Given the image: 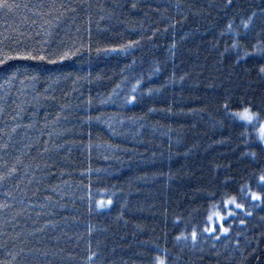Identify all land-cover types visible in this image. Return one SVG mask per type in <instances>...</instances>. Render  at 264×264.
I'll return each mask as SVG.
<instances>
[{
  "label": "trees",
  "instance_id": "16d2710c",
  "mask_svg": "<svg viewBox=\"0 0 264 264\" xmlns=\"http://www.w3.org/2000/svg\"><path fill=\"white\" fill-rule=\"evenodd\" d=\"M261 122L264 0H3L0 264H264Z\"/></svg>",
  "mask_w": 264,
  "mask_h": 264
},
{
  "label": "rangeland",
  "instance_id": "374dc122",
  "mask_svg": "<svg viewBox=\"0 0 264 264\" xmlns=\"http://www.w3.org/2000/svg\"><path fill=\"white\" fill-rule=\"evenodd\" d=\"M252 119H253V117H252ZM262 125H264V122L259 123V136L262 138V140H264V128H262ZM215 216H216L215 217L216 219H215V221H212V220L210 221V224H209L210 226H212L215 222H219L221 220V218L218 217L217 214Z\"/></svg>",
  "mask_w": 264,
  "mask_h": 264
},
{
  "label": "snow or ice",
  "instance_id": "6c2138e0",
  "mask_svg": "<svg viewBox=\"0 0 264 264\" xmlns=\"http://www.w3.org/2000/svg\"><path fill=\"white\" fill-rule=\"evenodd\" d=\"M3 4V0H0V5H2ZM244 113H245V115H244V119H247V120H251L252 119V116L250 115V114H248V110L247 109H245L244 110ZM262 128H264V125H262ZM261 179H264V177H262ZM238 207H239V205H237ZM222 231H226V229H221Z\"/></svg>",
  "mask_w": 264,
  "mask_h": 264
}]
</instances>
